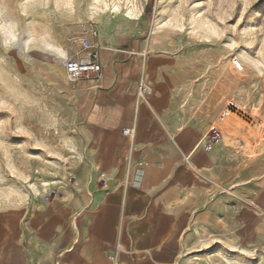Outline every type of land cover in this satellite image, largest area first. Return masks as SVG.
<instances>
[{
    "label": "crops",
    "instance_id": "1",
    "mask_svg": "<svg viewBox=\"0 0 264 264\" xmlns=\"http://www.w3.org/2000/svg\"><path fill=\"white\" fill-rule=\"evenodd\" d=\"M131 36L109 56L98 32L102 78L65 89L71 180L29 212L0 215V237L10 218L19 228L13 246L0 241V264H213L198 247V230L211 229L214 216L226 223L219 231L233 239L229 245H264V181L253 180L259 170L206 150L210 134L193 146L210 127L214 98L198 112L197 85L187 80L193 71ZM141 80L149 87L143 101ZM129 127L133 137L122 133ZM213 181L249 207L222 197L214 209Z\"/></svg>",
    "mask_w": 264,
    "mask_h": 264
},
{
    "label": "rangeland",
    "instance_id": "2",
    "mask_svg": "<svg viewBox=\"0 0 264 264\" xmlns=\"http://www.w3.org/2000/svg\"><path fill=\"white\" fill-rule=\"evenodd\" d=\"M5 24L14 26V39ZM91 28L109 56L132 35L181 60L193 71L187 80L197 85L198 112L214 98L210 127L193 146L210 134L206 150L225 151L231 165H252L259 170L253 180L264 181V0H0V215L29 212L71 180L75 150L63 102L73 85L64 65L73 40ZM233 59L246 72H236ZM212 186L214 209L222 197L237 199L220 182ZM245 200L239 201L249 207ZM209 223L208 230L199 226L198 247L212 253L213 264H264V245L231 246L219 231L226 223L217 216ZM18 235L8 219L1 244L13 246Z\"/></svg>",
    "mask_w": 264,
    "mask_h": 264
},
{
    "label": "built area",
    "instance_id": "3",
    "mask_svg": "<svg viewBox=\"0 0 264 264\" xmlns=\"http://www.w3.org/2000/svg\"><path fill=\"white\" fill-rule=\"evenodd\" d=\"M97 38V30L91 28L73 40L72 50L65 59L64 65V76L67 83L75 85L84 81H98L102 78L101 46ZM233 67L239 71L242 70V64L237 59L233 60ZM148 91V85L141 80L137 85V97L143 100ZM122 133L133 137L134 129L124 128ZM52 193L50 195L54 197L55 191Z\"/></svg>",
    "mask_w": 264,
    "mask_h": 264
},
{
    "label": "clouds",
    "instance_id": "4",
    "mask_svg": "<svg viewBox=\"0 0 264 264\" xmlns=\"http://www.w3.org/2000/svg\"><path fill=\"white\" fill-rule=\"evenodd\" d=\"M4 31L6 35H8L11 39H14L15 37L12 36V32L14 31V26L11 24H5L4 25Z\"/></svg>",
    "mask_w": 264,
    "mask_h": 264
},
{
    "label": "bare ground",
    "instance_id": "5",
    "mask_svg": "<svg viewBox=\"0 0 264 264\" xmlns=\"http://www.w3.org/2000/svg\"><path fill=\"white\" fill-rule=\"evenodd\" d=\"M90 10L92 11V9H90ZM91 14H93V12H92ZM94 14H95V13H94ZM100 41H101V40H100ZM101 44H102V42H101ZM113 46H114V45H113ZM118 48H119V47H118ZM107 49H108V48H107ZM62 53H64V51H62ZM150 55H151V53H150ZM233 60H234V59H233ZM233 60H232V62H231L232 66H233ZM147 62H148V61H147ZM241 64H242V63H241ZM150 66H151V65H150ZM143 68H144V67H143ZM234 69H235V68H234ZM235 71H236V72H241V73H242V71H243V72H246V68H244L243 65H242V70H241V71H239V70H237V69H235ZM149 93H150V92H149ZM55 197H56V195L54 196V198H55ZM54 198H53V199H54Z\"/></svg>",
    "mask_w": 264,
    "mask_h": 264
}]
</instances>
